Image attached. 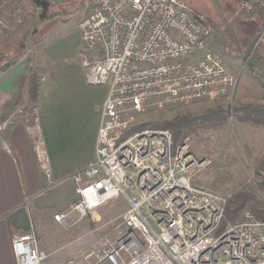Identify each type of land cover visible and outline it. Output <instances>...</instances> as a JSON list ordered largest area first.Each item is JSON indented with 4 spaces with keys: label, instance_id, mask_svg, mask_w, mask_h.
Segmentation results:
<instances>
[{
    "label": "built area",
    "instance_id": "2783aa9c",
    "mask_svg": "<svg viewBox=\"0 0 264 264\" xmlns=\"http://www.w3.org/2000/svg\"><path fill=\"white\" fill-rule=\"evenodd\" d=\"M51 4L70 0H47ZM245 12L263 20L252 53L264 44V0H243ZM23 0H0V44L27 15ZM79 59L88 86H107L99 110L94 158L61 181L39 157L44 191L70 181L75 199L53 220L69 229L122 196L126 210L116 222L119 237L78 252L65 264H264V221L244 212L219 230L226 200L193 187L186 145L168 130L135 129L148 101L187 106L228 96L236 75L206 42L210 27L185 0H96L83 18ZM36 146L42 133L29 129ZM15 264H44L33 228L11 239Z\"/></svg>",
    "mask_w": 264,
    "mask_h": 264
},
{
    "label": "rangeland",
    "instance_id": "374dc122",
    "mask_svg": "<svg viewBox=\"0 0 264 264\" xmlns=\"http://www.w3.org/2000/svg\"><path fill=\"white\" fill-rule=\"evenodd\" d=\"M95 1L70 0L51 4L47 0H23L27 11L31 9L29 2L34 6L32 20L23 25L12 46L0 55V66L21 56L24 44H35L41 38L56 37L62 31L64 34L76 27L91 13ZM185 4L194 17H202L210 27L211 34L206 39L208 47L219 54L236 75L235 87L223 99L196 101L183 107L158 108L152 98L137 116L135 128L146 124L150 127L143 129L164 130L151 126L171 121L184 113L201 115L217 107L235 109L241 105H264V44L258 49L257 60L250 59L262 18L246 13L243 0H185ZM33 69L38 73L37 67L33 66ZM27 103L24 101L23 107ZM22 111L28 117L36 118V105ZM242 116L239 111L219 127L196 129L180 145L185 144V155H191L188 163H193L189 168L193 187L216 192L225 199L234 194L255 192L263 204L264 216V192L257 189L264 179V127L238 122ZM125 210L124 198L117 196L82 220L78 214H71L69 229L57 230L53 228L54 223L37 218L35 233L39 247L41 250L46 245L55 248L59 242L55 236L59 233L62 235L60 244L70 250L83 251L110 244L119 237L115 220Z\"/></svg>",
    "mask_w": 264,
    "mask_h": 264
},
{
    "label": "crops",
    "instance_id": "0c3cea01",
    "mask_svg": "<svg viewBox=\"0 0 264 264\" xmlns=\"http://www.w3.org/2000/svg\"><path fill=\"white\" fill-rule=\"evenodd\" d=\"M63 32L58 38L52 35L35 44H24L21 56L0 72L1 110L15 94L16 76L27 74L33 66L39 72L46 70L38 73L44 79L40 84L36 118L21 111L24 103L8 118L0 120V264H15L11 239L31 227L36 232L37 218L61 229L53 216L67 213L75 199L74 184L70 181L44 191L39 157L47 158L56 181L88 165L94 158L99 110L108 88L88 86L85 82L79 59L78 24ZM56 65L59 66L49 71ZM34 120L42 133L41 146H36L30 137ZM55 237L59 239L55 248L43 245L42 251L47 255L44 264H65L80 252L61 245L60 233Z\"/></svg>",
    "mask_w": 264,
    "mask_h": 264
},
{
    "label": "trees",
    "instance_id": "16d2710c",
    "mask_svg": "<svg viewBox=\"0 0 264 264\" xmlns=\"http://www.w3.org/2000/svg\"><path fill=\"white\" fill-rule=\"evenodd\" d=\"M29 6L31 7V9L27 14L26 18H24L22 24L17 27L12 36H10L6 41L0 44V55L12 44L16 34L22 30L23 25L29 24L30 20H32L34 14V6L30 2ZM94 6L95 3L93 7ZM252 44H250V50ZM258 52V49L255 50L252 53L253 56H251L250 59H252L253 57V59L257 60ZM13 62L14 61H10L2 64L0 66V72L4 71L9 66H11ZM59 65H56L53 68L51 67L49 71L55 70V68H57ZM40 71L46 73V70ZM38 73L36 70L31 68L27 74H21L14 78L13 88L15 94L13 95L12 99L7 104H5L0 110V120L3 121L4 119L8 118L12 113L19 109L18 107H20V105L23 104L24 101L28 103L22 108V110L28 109L29 106L37 104L40 92V84L44 79L43 77H40ZM239 111H241L243 116L242 119H238V122H245L252 126L264 127V105H241L239 107H235V109H231L229 107H217L201 115H192V113H184V115L176 116L171 121L155 123L151 126V128H158L170 131L172 134L173 143L176 146L183 143V141L185 140V138L188 137V134L190 132H193L196 129L200 128L210 129L214 127H219L225 124L231 117L236 116V113ZM147 126L149 125L143 124L139 127H136L135 129L141 130ZM257 189L259 192H264V179L261 183L258 184ZM262 206L263 204L261 200L256 196L255 192L234 194L226 200V205L224 207V212L219 230L221 231L228 224L240 220L244 212H249L255 220L264 221Z\"/></svg>",
    "mask_w": 264,
    "mask_h": 264
}]
</instances>
